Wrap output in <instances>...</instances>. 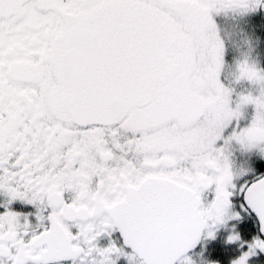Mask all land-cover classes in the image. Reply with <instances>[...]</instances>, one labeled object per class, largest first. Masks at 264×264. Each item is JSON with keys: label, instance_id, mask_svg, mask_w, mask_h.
Listing matches in <instances>:
<instances>
[{"label": "snow or ice", "instance_id": "1", "mask_svg": "<svg viewBox=\"0 0 264 264\" xmlns=\"http://www.w3.org/2000/svg\"><path fill=\"white\" fill-rule=\"evenodd\" d=\"M221 15L264 30V0H0V264H264V68Z\"/></svg>", "mask_w": 264, "mask_h": 264}, {"label": "flooded vegetation", "instance_id": "2", "mask_svg": "<svg viewBox=\"0 0 264 264\" xmlns=\"http://www.w3.org/2000/svg\"><path fill=\"white\" fill-rule=\"evenodd\" d=\"M214 19L221 28V34L224 35L226 42H229L230 45L236 47L242 46V37L240 33L243 31L249 35H253V38L259 43V47L256 51H258L259 56L260 53L264 56V30L258 29L257 25L253 23L250 18H232L230 16L224 17L221 15ZM258 54L255 53L254 57L258 56Z\"/></svg>", "mask_w": 264, "mask_h": 264}, {"label": "rangeland", "instance_id": "3", "mask_svg": "<svg viewBox=\"0 0 264 264\" xmlns=\"http://www.w3.org/2000/svg\"><path fill=\"white\" fill-rule=\"evenodd\" d=\"M237 48H240L241 51H244V50H245V49H243V47H242L241 45L238 46ZM256 54H258V51H256ZM232 57H233V54H232V52L230 51V52H229V56H228V62H229V63L232 62ZM254 58L258 61L259 66H260L261 68H262V66H263V68H264V56H263V54L260 53V56H259V54H258V56L254 57Z\"/></svg>", "mask_w": 264, "mask_h": 264}]
</instances>
